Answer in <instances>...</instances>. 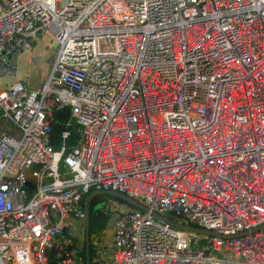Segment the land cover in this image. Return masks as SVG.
Here are the masks:
<instances>
[{
    "label": "built area",
    "instance_id": "built-area-1",
    "mask_svg": "<svg viewBox=\"0 0 264 264\" xmlns=\"http://www.w3.org/2000/svg\"><path fill=\"white\" fill-rule=\"evenodd\" d=\"M43 32L45 80L0 84V264H83L92 190L147 208L113 209L110 264H264V0H0V79Z\"/></svg>",
    "mask_w": 264,
    "mask_h": 264
},
{
    "label": "rangeland",
    "instance_id": "rangeland-1",
    "mask_svg": "<svg viewBox=\"0 0 264 264\" xmlns=\"http://www.w3.org/2000/svg\"><path fill=\"white\" fill-rule=\"evenodd\" d=\"M40 38L36 39V43L32 46V51H28V55H26L27 64L30 69L24 75L23 82H25L31 88H37L47 77L51 65L54 61L57 43L54 41L53 37L49 32H43ZM40 36V35H39ZM38 36V37H39ZM43 39V40H42ZM17 64V61H16ZM17 75V73L15 74ZM5 78L0 79V84L4 82ZM105 209L110 212V218H108V222L106 224V228L103 231L102 235L97 239L93 240V248L95 249L96 255L98 250L103 251L104 246L109 248L112 241V223L115 217V213L113 209L118 208L119 210H131L135 209L130 207L128 204L123 202H119L113 198H108L105 203ZM172 218H175L174 215H170ZM68 232L75 237V241L78 245L79 251H81L84 244V230H83V222L81 220H71L70 226L68 228ZM197 237L203 238L204 233H196ZM98 260V256H97ZM101 261V260H100ZM98 260V262H100Z\"/></svg>",
    "mask_w": 264,
    "mask_h": 264
},
{
    "label": "trees",
    "instance_id": "trees-1",
    "mask_svg": "<svg viewBox=\"0 0 264 264\" xmlns=\"http://www.w3.org/2000/svg\"><path fill=\"white\" fill-rule=\"evenodd\" d=\"M68 119V110L60 109L55 110L53 114V120L50 126V135H49V144L52 148L58 151L63 143L61 138V133L65 130V122ZM71 132L70 136L65 139L64 143L68 145H72L76 140V134L74 132V126L70 127ZM110 196L107 195H98L94 197L90 203L89 210V238H90V256H91V264H97L96 252L93 248V237H99L102 235L103 231L106 228L107 220L110 218V212L105 209V203ZM113 198V197H110ZM119 202H123L119 199L113 198ZM124 203V202H123ZM80 254L83 257L84 264V244L80 251ZM57 255V250L53 249L49 252V258L52 264H56L55 259Z\"/></svg>",
    "mask_w": 264,
    "mask_h": 264
},
{
    "label": "water",
    "instance_id": "water-1",
    "mask_svg": "<svg viewBox=\"0 0 264 264\" xmlns=\"http://www.w3.org/2000/svg\"><path fill=\"white\" fill-rule=\"evenodd\" d=\"M27 185L31 187V182H28ZM98 195H107L116 199H119L123 201L125 204H128L130 207H133L135 209L139 210H147V208L142 205L141 203L137 202L136 200L124 195L123 193L117 192V191H102V190H92L90 191L87 196L85 197L84 200V210H85V217L83 221V230H84V264H91V256H90V238H89V210H90V203L92 199ZM156 217H160L164 219L165 221L171 223L177 228L183 229V230H188L192 231L195 233H206V234H211L210 231L190 226V225H185L177 222H173L163 216H160L159 214H154ZM245 232L241 233L244 234ZM240 235V233H237Z\"/></svg>",
    "mask_w": 264,
    "mask_h": 264
},
{
    "label": "crops",
    "instance_id": "crops-1",
    "mask_svg": "<svg viewBox=\"0 0 264 264\" xmlns=\"http://www.w3.org/2000/svg\"><path fill=\"white\" fill-rule=\"evenodd\" d=\"M38 36H37V38H40L42 35H40L39 37ZM35 43H36V41L34 42V44ZM31 51H32V48H31L30 52ZM26 55H28V51L20 54L17 58V75H15L12 78L11 77L5 78L4 81H9V80H11V81L12 80L23 81L24 76H25L24 74L27 73L28 70L30 69L29 65L27 64ZM96 238L97 237L94 236L93 240ZM111 245H112V241H111V244H110L108 249L106 246L103 247L104 253H103V251L98 250L96 258H95V260L97 261V264H110V251H111V247H112ZM97 256H98L99 261L101 260L100 262H98Z\"/></svg>",
    "mask_w": 264,
    "mask_h": 264
}]
</instances>
